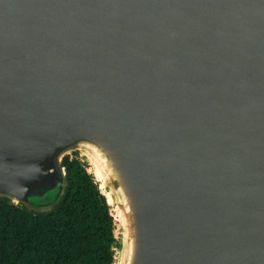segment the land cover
<instances>
[{"label": "water", "instance_id": "obj_1", "mask_svg": "<svg viewBox=\"0 0 264 264\" xmlns=\"http://www.w3.org/2000/svg\"><path fill=\"white\" fill-rule=\"evenodd\" d=\"M79 151L113 264H264V0H0V197Z\"/></svg>", "mask_w": 264, "mask_h": 264}, {"label": "trees", "instance_id": "obj_2", "mask_svg": "<svg viewBox=\"0 0 264 264\" xmlns=\"http://www.w3.org/2000/svg\"><path fill=\"white\" fill-rule=\"evenodd\" d=\"M68 187L46 213L0 197V264H113L115 220L78 154L66 156Z\"/></svg>", "mask_w": 264, "mask_h": 264}, {"label": "bare ground", "instance_id": "obj_3", "mask_svg": "<svg viewBox=\"0 0 264 264\" xmlns=\"http://www.w3.org/2000/svg\"><path fill=\"white\" fill-rule=\"evenodd\" d=\"M96 173H97V176L99 177V179H101L102 180V182H101V187L102 188H104V186H105V183H104V175H103V171L100 169V168H97V170H96Z\"/></svg>", "mask_w": 264, "mask_h": 264}, {"label": "rangeland", "instance_id": "obj_4", "mask_svg": "<svg viewBox=\"0 0 264 264\" xmlns=\"http://www.w3.org/2000/svg\"><path fill=\"white\" fill-rule=\"evenodd\" d=\"M74 154H78V156L81 158L83 155L81 154V152H77V153H74ZM116 228H118V226L116 225Z\"/></svg>", "mask_w": 264, "mask_h": 264}]
</instances>
